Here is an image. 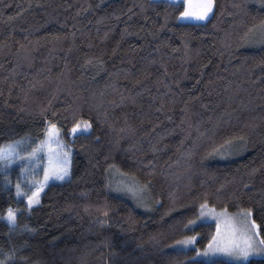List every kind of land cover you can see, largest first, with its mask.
I'll use <instances>...</instances> for the list:
<instances>
[{"label":"trees","instance_id":"obj_1","mask_svg":"<svg viewBox=\"0 0 264 264\" xmlns=\"http://www.w3.org/2000/svg\"><path fill=\"white\" fill-rule=\"evenodd\" d=\"M182 11L170 0H0V144L29 134L33 146L51 123L71 147L69 176L31 210L0 172V262L264 264L194 258L215 224L184 229L207 202L250 210L264 239V0H213L203 21ZM78 123L89 130L72 134ZM111 169L147 186L150 213L114 194ZM192 235L194 247H170Z\"/></svg>","mask_w":264,"mask_h":264},{"label":"snow or ice","instance_id":"obj_2","mask_svg":"<svg viewBox=\"0 0 264 264\" xmlns=\"http://www.w3.org/2000/svg\"><path fill=\"white\" fill-rule=\"evenodd\" d=\"M213 10V0H199L198 4L193 6L192 0H184V11L180 13V18H194L196 20H204L208 17L209 13ZM85 129L90 128V125L85 123L83 125ZM81 128L78 123L74 126L71 131L72 133H77ZM43 135L44 140L38 141L35 146L31 148V151H26L22 156L21 152L24 151L26 144L31 140V136L26 134L24 137L15 140H9L4 144H0V172H6L9 170L10 166L15 162L19 161L25 163V167L21 169V174L27 171V167L33 162L40 159L39 153L47 147L49 153L48 166L44 169L43 179L40 181H33L32 185L35 187V191L27 196V206L31 210L33 205L39 204L40 192L43 186L47 184L50 179L63 180L69 175V168L71 164V153L69 151H57L55 158L53 159L51 144L54 140L58 139L59 130L55 124L49 123L44 129ZM62 148L63 145H60ZM6 182H10L8 177H5ZM17 196H20L21 185L16 184ZM200 215L196 220H190L184 225L185 230H190L197 224V221L204 217L206 214H214V209L207 208V202L200 205ZM207 210V212H206ZM245 217L251 216V211H245L243 213ZM17 213L11 207L7 210L6 219L10 227H14L16 223ZM254 221L246 222L242 230L232 229V234L229 238L221 240L218 239L220 233V225L217 224V236H214L212 240L209 241L206 249L203 253H197V255L209 256L215 253H224L229 256H238L247 258L251 252L257 249H264V239L256 240L255 238L259 235V230L256 229ZM239 231L240 237L237 238V232ZM251 233V235H249ZM196 240L195 236L187 237L182 240H177L175 242L176 246H187L192 244ZM3 264V262H0Z\"/></svg>","mask_w":264,"mask_h":264},{"label":"rangeland","instance_id":"obj_3","mask_svg":"<svg viewBox=\"0 0 264 264\" xmlns=\"http://www.w3.org/2000/svg\"><path fill=\"white\" fill-rule=\"evenodd\" d=\"M170 1L183 2L184 3V0H170ZM198 2H199V0H192L193 6L198 4ZM182 19L183 20H190V21H203V20H196L194 18H182ZM259 30H260L259 27H255L251 31V33H249L247 35L248 39L249 40L254 39L255 36L259 33ZM259 37H260V40H258L257 43L264 38V32H262V34ZM257 43H255V44H257ZM80 125H81V128L78 130L77 133L86 132L89 130V128L85 129L83 127L84 124H80ZM77 133H75V134H77ZM72 134H74V133H72ZM44 139H45V137L43 135V138L41 140H44ZM60 145H63V147L61 148ZM33 146H35V145H33ZM33 146H31L29 143H27L25 148H24V151L21 152V155L23 156L26 151H31V148ZM51 150H52L53 159L55 158V154L57 151H69L70 150V153H71V147L65 141H63L59 137V135H58V139H56L52 142ZM237 150H240L239 144L237 146L232 147L229 150V152L231 153V152H234ZM39 156H40V159L38 161L33 162L31 165H29L27 167V171L24 172L23 174H21V169L25 167V163H21L19 161L15 162L13 165H11L8 171L2 172L4 177L7 176L8 179H13V185L12 186L16 192V195H17L16 184L20 183L22 194L20 196H17V197L22 198L27 209H28L27 196H30L31 193L33 191H35V187H33L32 182L42 180L43 176H44V169H45V167L48 166L49 153H48L47 147H45V149L39 153ZM13 167H14V169H12ZM109 168H111V167H109ZM112 171H113V173H112L113 179L110 180V183H111L110 187L113 191H115L114 194L125 198L130 203H132L137 209L142 211L144 214L150 213L152 210V206H150V205L154 204V201L152 199L150 192H148L149 189L147 188V186L141 184L140 182H138L134 178L132 179V177L131 178L127 177L128 180H125V178H123L122 176H117V174L114 172L113 169H111L109 172L111 173ZM67 177H65V179ZM114 178H116V179H114ZM53 181H61V180L50 179L47 182V184L50 182H53ZM47 184H45L43 186V189ZM108 184H109V182H108ZM41 192H40V194H41ZM11 208L13 210H15L13 207H11ZM207 208L208 209H214L215 210L214 214H206L204 217H202L197 222H200V221H211V222H213L215 224V227H216V232L213 235V237L217 236V224H219L220 225V233H219L218 239H221V240L229 238L232 234L233 228H235L237 230H242L244 228V225L246 222L253 221L251 216L245 217L243 215L245 210L231 212V211H227L225 209H217V208H214V207L209 206V205H207ZM200 211H201V209H199V215H200ZM206 212H207V210H206ZM6 214H7V211L5 213L4 218H5L6 222H8L6 219ZM199 215H198V217H199ZM253 231H256V229H253ZM249 235H251V233H249ZM187 237H191V236H186V237H183V238L178 239V240H182V239H185ZM239 237H240V233L238 231L237 232V238H239ZM255 239L257 241L260 240L259 236H257ZM175 242H173L170 247L186 249V248L194 247V245H195V241L192 244L187 245V246H176ZM205 249H206V247L204 249L197 250L196 253L194 254V258L204 259V260H213V259H218V258H224V259H228V260H231L234 262H244L250 258H264V249H257L255 251L251 252L247 258L238 257V256H229V255L224 254V253H215V254H210L209 256L197 255L198 252L203 253L205 251Z\"/></svg>","mask_w":264,"mask_h":264}]
</instances>
